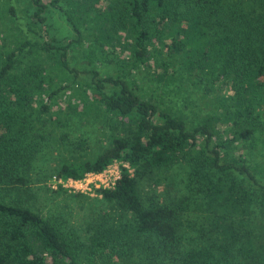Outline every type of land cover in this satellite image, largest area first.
<instances>
[{
	"label": "trees",
	"instance_id": "1",
	"mask_svg": "<svg viewBox=\"0 0 264 264\" xmlns=\"http://www.w3.org/2000/svg\"><path fill=\"white\" fill-rule=\"evenodd\" d=\"M25 1L22 28L32 25L40 41L24 37L0 52V264H264V165L229 149L253 138L264 154V0ZM47 7L68 26L65 41L42 15ZM8 11L16 20L12 4ZM78 44L89 66L76 80L66 49ZM38 49L50 64L24 61ZM110 60L113 71L100 74L95 61ZM55 69L71 80L53 82ZM142 70L223 97L227 122L215 125L217 111L175 113L143 90ZM184 89L183 104H194ZM65 91L78 99L73 111L95 108L106 129L95 151L85 153L87 137L79 136L64 148L74 157L38 177L76 179L113 160L126 164L97 189L106 206L87 221L85 239L27 203V168L55 130L45 114ZM144 178L177 179L183 190L167 200L142 197ZM188 204L197 210L186 221L191 233L181 218Z\"/></svg>",
	"mask_w": 264,
	"mask_h": 264
},
{
	"label": "rangeland",
	"instance_id": "2",
	"mask_svg": "<svg viewBox=\"0 0 264 264\" xmlns=\"http://www.w3.org/2000/svg\"><path fill=\"white\" fill-rule=\"evenodd\" d=\"M10 4H12L16 10V20L11 17L8 11V6ZM25 6V0H0V52L3 53L7 51L14 46L17 41L24 37H27L29 40L40 41V36L32 25L31 28L27 30L22 28V24L27 20V15L24 14ZM42 15H45L49 23L52 24V31H54L55 36H62V41H65V37L68 34L70 35V30L61 15L51 7L44 9ZM85 53L86 48L83 44L69 46L66 49L68 64L78 71L75 76L76 80L86 78L87 76V71H85V69L89 65ZM164 53L165 52L162 51V54ZM31 55L35 58L31 57ZM23 59L24 61H28V59L42 61V63L46 65L52 62V58L47 57L40 49L32 54L26 52ZM147 62L152 68L153 64L151 58ZM95 65H97L99 73L102 74L106 71L105 69H108L110 72L113 71L112 69L115 67V62L114 60H110L107 63L103 61L100 64L98 61H95ZM168 69L171 71V67ZM51 70L54 72L53 66H51ZM55 70L57 73L51 74L53 82L56 83L60 80L69 82L71 80L68 75L61 76L58 69ZM47 71L50 73V67ZM139 75L143 76V78L140 79L144 80V82L140 81L143 90L147 93L151 92L155 98L161 99L162 102L170 106V109L175 113L183 112L187 118L191 119L194 116H200V114L206 111H217L219 116L215 117V125L225 124V122H227L223 116H220L222 109L225 107L223 97L216 96L213 92L201 93L198 88L192 91L191 88L193 85L190 84L188 80L179 81L178 79H167L168 81L166 82V80H160L159 78H147L148 74L145 70L140 71ZM135 77L139 80V77L136 75ZM179 83H181V89L177 91L175 85ZM184 87L190 89L191 99H195L194 104H183L184 102L181 97L182 93H184L187 98L190 96V93H188ZM77 101L78 99L72 95L71 91H65V93L57 97V101L52 107L54 113L50 116L45 114V117L49 120L48 128L54 126L55 130L53 133L46 131L47 140L41 145L31 165L27 168L29 172L28 180L30 181V196L27 197V199H29L27 203L30 207L36 209L42 216L59 221L64 229L71 228L77 237L85 239L88 233L86 229L87 221H89L96 212L106 206V202L101 199L97 189L99 187L111 185L118 177L121 165L126 164L120 160H113L103 169L85 172L80 178L76 179H56L53 178V175L45 178L38 177L42 171L48 170L56 164L60 158L72 159L74 157L70 155L71 153L69 151L64 149L69 141L79 136H86L87 139L85 142L87 144L84 146L83 151L87 154L95 151L100 145L102 141V131L106 129L101 112L96 111L95 108L89 109L86 113L73 111L70 105L72 103L75 104ZM191 105H197V108L195 109ZM191 109L195 110L196 113L194 114ZM60 135H62V137ZM60 141L65 142L64 147L61 143L58 145L56 144V142ZM256 146H259V144L252 138L250 141L236 143V146L230 147L229 149L233 155L237 153L244 155L245 151H250L257 155V162L263 166L264 154L261 155V153H258ZM248 154L251 156L250 153ZM246 157L249 159L248 156ZM128 170L131 169L129 168ZM175 173L178 175L177 172ZM138 186L142 197L153 194L156 200L171 199L183 190H179L181 184L177 179H175L173 183L168 184L166 179H160L158 182H155L153 179L144 178L139 180ZM75 193H81V195H75ZM191 198L192 197H188V199H190V204L192 203ZM190 204L182 211L181 215V218H183L184 230L188 233H191L190 226L197 213V210ZM188 219H192L189 225L186 223ZM99 261L101 262V258Z\"/></svg>",
	"mask_w": 264,
	"mask_h": 264
},
{
	"label": "built area",
	"instance_id": "3",
	"mask_svg": "<svg viewBox=\"0 0 264 264\" xmlns=\"http://www.w3.org/2000/svg\"><path fill=\"white\" fill-rule=\"evenodd\" d=\"M53 178H56V177L53 176ZM56 179H60V178H56Z\"/></svg>",
	"mask_w": 264,
	"mask_h": 264
}]
</instances>
